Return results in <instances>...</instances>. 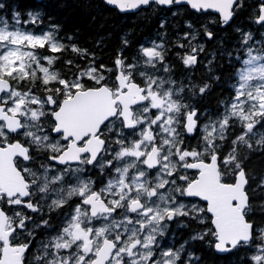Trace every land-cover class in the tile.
Returning <instances> with one entry per match:
<instances>
[{"label": "snow or ice", "instance_id": "snow-or-ice-1", "mask_svg": "<svg viewBox=\"0 0 264 264\" xmlns=\"http://www.w3.org/2000/svg\"><path fill=\"white\" fill-rule=\"evenodd\" d=\"M105 2L121 11L153 3H188L197 11L219 13L224 24L232 18L234 7H242L240 0ZM14 15L20 23L19 14ZM29 17V22L36 23V16L29 13ZM0 23V264H26V254L31 251L32 241L18 242V237L22 232L34 235L26 223L33 218L12 206L41 213L47 208L51 213L74 196L80 198L74 214L69 213L62 229L42 245V253L34 257L39 264H177L187 242L173 251L162 249L157 237L168 229L166 222L178 216L203 223L200 214L204 211L211 214L217 251L247 248L256 238L262 243L251 259L254 264H264V226L248 218L255 207L252 196L264 195V176H249L242 166L240 148L244 145L252 150L251 141L257 137L255 144L264 147V131L258 130L264 128V41L259 42L262 46L254 55L249 44L252 34L241 32L247 58L236 57L242 67L236 70L232 95L221 102L223 113L199 126L197 109L184 102L182 93L187 90L195 96L198 89L203 95L210 84L177 86L171 76H159L157 62L164 72H171L164 63L162 44L142 46L144 59L138 54L128 64L118 57L120 74L114 83L105 82L106 77L94 66L68 80L50 67L57 57L47 53L62 52L67 47L57 41L54 32L36 34ZM255 23L264 25V2ZM205 32L213 38L207 29ZM188 36L186 33L185 38ZM195 38L191 35L192 40ZM189 46L194 53L204 50L202 45ZM71 51L86 53L76 46ZM181 59L186 67L197 63L195 55ZM66 63L71 65L73 61ZM212 63L208 61L209 72ZM137 72L144 78L143 86L136 82ZM84 77L94 85L83 83ZM37 80L45 86L46 96L34 94L31 88L20 89L21 82L34 84ZM53 83L59 87H49ZM237 122L243 131L224 155L217 141L227 140L229 128ZM197 131L202 133L203 144L198 141L191 146L187 137H194ZM12 134L25 139H13ZM47 152L52 153L46 157L48 161L65 167L53 172L44 162L43 153ZM14 158L37 159L39 168L22 165ZM72 162L77 166L71 167ZM79 165L99 167L102 174L109 175L107 183L94 188L91 178L79 175L84 171ZM106 168L109 173H105ZM187 170H196L198 175L190 177ZM66 177H74L75 183L70 184ZM183 197L206 201V210L183 203ZM117 209L123 211L114 215ZM97 222L103 223L97 227ZM34 227L49 228L50 220L41 219ZM206 234L197 232L191 239H203ZM155 250H160V259L154 255ZM187 255L191 261L193 254Z\"/></svg>", "mask_w": 264, "mask_h": 264}, {"label": "trees", "instance_id": "trees-1", "mask_svg": "<svg viewBox=\"0 0 264 264\" xmlns=\"http://www.w3.org/2000/svg\"><path fill=\"white\" fill-rule=\"evenodd\" d=\"M257 3L258 0H240L242 7L235 8L233 11L235 16L232 22L225 27L227 35L222 40L223 46L224 44L227 45L228 53H231L229 58H232L238 42V33L234 30L235 26L242 30L251 28L253 33L252 40L255 41V44H252V40L249 41V44L255 49L262 46L259 42L264 41V25L253 27L256 19L254 18V10ZM0 4L4 5V7L0 8V17L8 21L15 20L14 14L17 13L19 14V19L26 20L30 18L29 13L36 17L41 15L42 23L38 19L34 23L37 28L35 32H41L51 25L58 32L59 39L64 40L66 44H68L66 41H69L77 45L79 49L86 50L82 61L85 67L92 64L89 62H91L93 56L94 59L98 60L97 65H103V68L119 57V51L128 53L123 57L131 58L143 39L157 34L155 32L157 29L155 30V28L162 24L161 18L163 16L168 21V28L170 29L182 27L180 26V16L191 14L195 19L201 18L200 15H195L196 13L191 12L184 6H173L165 9L160 8L156 4H151L148 8L134 14H120L117 10L107 7L103 0H0ZM173 12H177L178 15L173 16ZM40 25L41 27H38ZM40 29L42 30L39 31ZM211 33L213 34L214 32ZM68 37H71V40L67 39ZM125 41H127L126 44ZM243 49H245L244 46L241 51H244ZM60 54L58 58L62 62L66 58H73L74 56L68 50ZM75 59L81 61L82 57L76 55ZM224 68L226 69V77L229 76V81H231L233 77L231 59H229L228 65L223 64ZM218 75H221V70ZM36 82L43 86L41 81L37 80ZM222 93V90L217 87L214 88L205 98V103L209 102V105L215 107L220 97L227 98L228 95L229 99L231 96L229 90L226 95ZM258 130L264 131V128ZM242 131L243 129L238 123L229 128L228 139L221 141L225 144L223 147L224 155H227L231 150L233 146L232 140L240 135ZM257 138L251 141L253 143L252 150H249L244 145H241L240 148L243 160L242 166L250 177L256 176L259 178L264 176V147L255 144V139ZM224 179L230 180L231 177H225ZM250 183L254 185L256 181L250 180ZM251 199L255 207L249 213L248 218L256 225L264 226V208L260 207L261 204H264V195L257 194L252 196ZM183 217L181 218L182 222ZM197 232L208 234L204 235L203 239L192 240L191 236ZM213 232L211 218L207 215H205L203 223L191 220L188 217L185 223L181 225V230L177 236L178 245L184 244V241L188 242V247L191 249L190 253L193 254V264H254L251 257L255 254L257 245L261 244L262 241L254 238L250 247L233 249L227 255L220 256L215 253L213 248L216 242V240L214 241V235L211 234Z\"/></svg>", "mask_w": 264, "mask_h": 264}, {"label": "flooded vegetation", "instance_id": "flooded-vegetation-1", "mask_svg": "<svg viewBox=\"0 0 264 264\" xmlns=\"http://www.w3.org/2000/svg\"><path fill=\"white\" fill-rule=\"evenodd\" d=\"M262 2H264V0ZM262 2L258 0L257 6H256L257 10L259 9ZM176 15L178 14H174L173 16H176ZM195 15H200L201 18L195 19L193 18L191 14H188L183 17L180 16L179 17L180 26L182 27H180L179 29L168 28L169 23L168 21H166L165 16H163L161 18V23L163 22V26L160 25L158 26V28H155V30L157 29V31L154 30L157 34H154L153 37L143 39L141 44H139V46L137 47V51H135V54L132 55L131 58L123 57L128 54L125 51H119V57L120 58L123 57L122 59L125 61V64H128V63L133 62L134 59H137L138 54L140 53L139 51L140 46L143 45V43H145L146 41L150 42V40H152V42H155L156 44H160V45L162 44L164 46L163 48L164 53L166 51L164 55V63L170 66L171 72L170 73L164 72L162 67L160 66V63L157 62V67L160 68V71L158 72L159 76H164V77L171 76V78L177 82V86L181 84L186 85L190 82H194L199 85H202L205 82L210 84L209 90L203 95L199 94L198 89H197L195 96H193L191 92H188L187 90L185 91V93H182V95L185 97L184 102L191 104L194 108L197 109V114L200 118L198 121V125L203 126L205 123L208 122L209 117L218 116L224 111V107L221 102L228 101V95H227V98L220 97L215 107H212L211 105H209V102L205 103V98L216 87L223 91L222 93L223 95L224 94L226 95L228 93V90L231 92V95H232V85L236 82L235 73H236L237 68H240L241 66V64L237 61L236 57L240 56L242 58L243 57L242 55H244V51H241V48L243 47V45L241 41L239 40V38L237 37L238 42L236 44L237 45L236 50L233 52L232 58H229L227 45L224 44L223 46L222 44V40L227 35V32L225 31L226 30L225 27L229 24H224L222 20L220 19V16L217 14L200 13V14H195ZM254 16H255L254 18L258 17L257 14L255 15V13H254ZM37 19L39 22L42 23L41 15H38ZM19 20H20V23L18 24H20V26H22L25 30L34 31V32L37 30V28L34 26V23L29 22L30 18H28L27 20L26 19H19ZM255 26L256 24L253 25L254 28ZM38 27H41V25ZM48 28H52L50 29V31L54 32V34L57 37L58 42L63 43L67 46L65 50H68L74 54L73 58H66L64 62H62V61H59L58 57H60L61 55L60 53L64 52L65 50L62 52L55 53V54L50 53V52L47 53V55L57 57V59L54 61V64L50 66L51 70H54L58 72L62 77H66L68 80H71L73 79L74 76L78 77L79 73L83 70L88 69L89 66H94L97 68V70L101 74H103L106 77L105 82H112V83L115 82L116 76L120 74V70L116 66L117 58L114 60L113 63L108 64L106 65L105 68L101 69L100 65L99 64L97 65L98 60L96 58L94 59V56H93V59H91V62H89L92 64L85 67L82 64L84 52H72L71 51L72 46H76L78 49L79 47L75 44H72L69 41H66L68 42V44H66L64 40L59 39L60 37H59L58 32L55 31V29L51 25H49ZM205 29H207L209 32H214L212 39H209L208 35L205 32ZM41 30L42 29H40L39 31ZM35 33L38 34L39 32H35ZM186 33L191 34V35L194 34L196 38L194 40L190 39L189 37L186 39L185 38ZM211 42L213 43L211 44ZM190 44L191 45H202L204 50L197 51L194 53L192 52V49L189 46ZM180 45H184V47H180ZM36 51L39 52L38 49H36ZM42 52H44L43 49H42ZM76 55H79L80 57H82V60L81 61L76 60L75 59ZM186 55H195L197 59V63L195 65L186 67L183 64V61L181 59V57L186 56ZM139 58H141V53L139 54ZM229 59H231L232 67H233L232 68L233 77L231 81H229V76L226 77L227 76L226 69L225 68L223 69V64L228 65ZM68 60L73 61V63L69 65L68 63H66V61ZM209 60L213 61L211 65V68H212L211 72H209V68L207 66ZM108 69H111V71H108ZM149 70H151L149 72L155 71L154 69H149ZM220 70H221V75H218ZM40 75L42 76V74ZM217 77L219 79H217ZM82 82L89 86L94 85V81L88 80L87 77H84ZM136 82L141 84V86H143L144 78L140 76L138 72L136 73ZM44 87H45L44 85L42 86L41 84L37 82L33 84V82L31 81H24V82H21L20 84V89L22 91L27 90L28 88H31L34 94L38 96H42V97L47 95V93L43 90ZM49 87H59V85L53 83V84H50ZM133 107H137V106H133ZM128 131H129L128 129L127 130L125 129V132H128ZM201 135L202 133L197 131V133L194 135L193 138L187 137V142L191 146H195L198 141L201 142L202 144L203 141L201 139H198L200 138ZM12 136H13V139H16V140L23 141L25 139L23 136H15V134H12ZM185 136H187L186 133H185ZM53 137H55L54 133H53ZM217 142L222 144V147L221 149H219V151L223 153L224 151L223 147L225 144L222 143L221 141H217ZM114 147L118 148L119 146L114 145ZM51 154L52 153L50 152L43 153V157H44V162L52 166V171L55 172L56 169L64 168L65 167L64 165H58L56 161L54 160L48 161L46 159V157ZM37 155H40V154H37ZM106 158H111V157L108 156ZM14 159H17L18 163L22 165L27 164L30 167H33L34 169L39 168L40 161L37 159H34L33 161H23L22 158H14ZM206 161L209 162V160L207 159ZM76 166H77L76 162H72L71 167H76ZM79 167L84 169V171L79 174L81 178L82 179L91 178L94 182V188L99 189L100 187L103 186V184L107 183L109 175L102 174L99 167L94 168L92 165H79ZM105 173H109V170L107 168L105 169ZM153 175H154V172H153ZM187 175L194 178L198 175V173L196 170H187ZM66 179L69 181L70 184L75 183L74 177H66ZM180 183L183 184L184 182H180ZM53 187H56V185H53ZM188 198L183 197L181 198V201L185 204H196L194 201H192L196 199L191 198V197H188ZM79 200L80 198L78 196H74L68 201V204H66L63 208L57 209L51 213H49L47 208H44L43 213H41V212H32L31 210L27 208H23L22 206H12L13 208H19L27 216H30L33 218L31 221H27L26 223H27L28 229L31 230L34 233V235L29 236L27 232H22L20 233L18 237V242H27L29 240L32 241L30 245L31 251L26 254V264H39V262L34 259L35 256L40 255L39 246L49 241L52 237L56 235L58 231L62 229V227L64 226L66 222V219L68 218V214L69 213L74 214L76 203ZM40 203L43 204L44 201H41ZM48 203H51V201H48ZM4 207L7 208L8 205L5 204ZM122 211L123 210L117 209V213L114 215H117ZM130 215H134V214H130ZM181 218L182 216H178L174 218L173 221L166 222L169 225L168 229L165 231L163 236L157 237V240L159 241L162 249L168 247L169 245V247H171V250L174 251L175 250L174 248L177 249L182 245V244L178 245L177 236L179 235V232L181 230V225L185 223V220L188 217L184 216L183 222ZM41 219L50 220L51 227L49 228L34 227V224H39ZM165 239H167L166 244H165L166 247L163 245V241ZM185 242L187 241H184L183 243L185 244ZM159 251L160 250L154 251V255L156 256L157 259H160ZM190 252H191V249L188 247V242H187L185 245V251L181 254V256L183 255L185 259L187 254ZM179 264H182V260L179 262Z\"/></svg>", "mask_w": 264, "mask_h": 264}, {"label": "rangeland", "instance_id": "rangeland-1", "mask_svg": "<svg viewBox=\"0 0 264 264\" xmlns=\"http://www.w3.org/2000/svg\"><path fill=\"white\" fill-rule=\"evenodd\" d=\"M173 13H175V14H177V12H173ZM254 13H256L257 15H259V9L257 10V9H255L254 10ZM15 20H11V21H8V20H6L5 18H1L0 17V21H3V22H7L8 23V25L10 26V28H15V29H20V30H25L22 26H20V24H18L17 22H16V18H14ZM221 19V18H220ZM256 24V23H255ZM163 25V22H162V24H161V26ZM257 26L259 25V24H256ZM3 26V23H0V27H2ZM260 26V25H259ZM50 29H52V28H45L44 29V31H42V32H39L38 34H43L44 32H48V31H50ZM237 29H239L240 31H237ZM234 30L238 33V38H239V40L241 41L242 40V36H241V32H243V33H251L252 35H253V33H252V31H251V28L249 29V28H245L244 30H242V29H240L238 26H235L234 27ZM27 31V30H26ZM190 39H191V34H189V36H188ZM253 37V36H252ZM145 44V45H144ZM147 44V45H146ZM152 44H153V42H152V40H150V42L149 41H146L145 43H143V47L145 46V48H151L152 47ZM252 44L254 45L255 44V41L254 40H252ZM157 45H160V44H157ZM141 46V47H142ZM141 47H140V53H141V58L142 59H144L143 58V56H142V52H141ZM253 49H255L254 47H253ZM39 50V52H42V49H38ZM245 51H246V49H244V55H242L243 57L241 58V59H246L247 57H246V55H245ZM253 54L255 55L256 54V52H255V50L253 51ZM240 67H242V65L240 66ZM149 69H152V68H148L147 69V71H151V70H149ZM236 74V73H235ZM236 83V82H235ZM234 83V84H235ZM223 113V112H222ZM219 116V115H218ZM211 118L212 119H216L217 118V116H211ZM238 123V122H237ZM238 125H239V123H238ZM235 139V138H234ZM203 144V143H202ZM198 207H200V206H198ZM119 210H122V209H119ZM201 216H203L202 218H205V211L204 212H202L201 213ZM103 222H97L96 223V226L97 227H99L101 224H102ZM166 241H167V239L163 242V245L165 246V244H166ZM46 243V242H45ZM43 245V244H42ZM42 245H40L39 246V252H40V254L42 253V251H43V249H42ZM164 249H171L170 247H166V248H164ZM176 249V248H175ZM257 253V249H256V251H255V254ZM182 254V253H181ZM181 260H182V264H185V262H187V264H193V259L191 260V261H188V255L185 257V259H184V256L182 255L181 256ZM181 260H179V261H177V264H179V262L181 261ZM184 261V262H183Z\"/></svg>", "mask_w": 264, "mask_h": 264}, {"label": "water", "instance_id": "water-1", "mask_svg": "<svg viewBox=\"0 0 264 264\" xmlns=\"http://www.w3.org/2000/svg\"><path fill=\"white\" fill-rule=\"evenodd\" d=\"M104 1V3L106 4V2H105V0H103ZM261 2L263 1V0H260ZM108 5V4H107ZM175 5V4H174ZM174 5H171V6H165V5H158L159 7H162V8H171L172 6H174ZM111 9H114V10H117L120 14H134V13H137L140 9H142V8H146V7H148V6H140L139 8H137V9H128V10H125V11H121L119 8H117L116 6H114V5H108ZM175 6H187V7H189L190 8V10L191 11H193V12H197V13H199V12H204V13H206V12H210V13H214V14H218L219 15V13H217V12H215V11H212V10H208V11H204V10H201V11H197V10H195V9H193L192 7H191V5L190 4H188V3H182V4H179V5H175ZM235 8V7H234ZM220 16V15H219ZM233 17H234V13H233V16H232V18L229 20V22H228V24H230L231 22H232V20H233ZM191 198H194V199H196V200H200L198 197H191ZM202 201V200H201ZM206 204H207V202L206 201H204ZM210 217H211V214L210 213H207ZM212 227H213V229H214V231H215V228H214V225H212ZM228 247H230V245L228 246ZM233 250V249H232ZM231 250V251H232ZM214 251H215V253L217 254V255H220V256H224V255H226V254H228L229 252H219V251H217L216 249H215V246H214Z\"/></svg>", "mask_w": 264, "mask_h": 264}, {"label": "bare ground", "instance_id": "bare-ground-1", "mask_svg": "<svg viewBox=\"0 0 264 264\" xmlns=\"http://www.w3.org/2000/svg\"><path fill=\"white\" fill-rule=\"evenodd\" d=\"M104 2V1H103ZM105 4V3H104ZM107 7H109L107 4H105ZM150 6V5H149ZM148 6V7H149ZM175 6V5H174ZM148 7H146V8H148ZM173 7V6H172ZM171 7V8H172ZM184 7H187V6H184ZM110 8V7H109ZM146 8H142V9H146ZM160 8H162V7H160ZM189 10H190V8L189 7H187ZM142 9H140V10H142ZM165 9H169V8H165ZM139 10V11H140ZM138 11V12H139ZM191 11V10H190ZM118 12V11H117ZM191 12H193V11H191ZM194 13H196V14H200V13H204V12H199V13H197V12H194ZM206 13H210V12H206ZM212 14H214V13H212ZM218 15V14H217ZM145 45V44H144ZM147 45V44H146ZM142 46V45H141ZM140 46V47H141ZM145 47V46H144ZM168 50V49H167ZM140 51V50H139ZM165 53H166V51H165ZM140 54V53H139ZM135 60V59H134ZM117 66V65H116ZM117 68V67H116ZM113 73V72H112ZM119 73V72H118ZM117 73V74H118ZM204 120V119H203ZM203 124V123H202ZM127 130V129H126ZM130 131V130H129ZM199 135V134H198ZM227 135H228V133H227ZM229 136V135H228ZM187 137V136H186ZM193 138V137H192ZM198 139H200V138H198ZM195 141V140H194ZM201 143V142H200ZM207 162V161H206ZM210 162V161H209ZM188 198V197H187ZM189 199V198H188ZM192 201H194L195 203H196V205L197 206H200V207H202V208H204L205 210H206V207H207V204L204 202V201H201V200H192ZM201 215V214H200ZM205 215H207L208 217H210L208 214H207V212L205 211ZM203 217V216H202ZM210 220V219H209ZM215 237V236H214ZM166 240V239H165ZM164 240V241H165ZM216 240V238L214 239V241ZM163 241V242H164ZM173 241V240H172ZM171 242V241H170ZM181 245V244H180ZM171 246V245H170ZM166 247V246H165ZM168 247H169V245H168ZM171 248V247H170ZM214 248V247H213ZM175 249V248H174ZM186 255V254H185ZM227 255V254H226ZM184 262V261H183Z\"/></svg>", "mask_w": 264, "mask_h": 264}]
</instances>
